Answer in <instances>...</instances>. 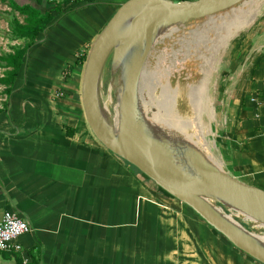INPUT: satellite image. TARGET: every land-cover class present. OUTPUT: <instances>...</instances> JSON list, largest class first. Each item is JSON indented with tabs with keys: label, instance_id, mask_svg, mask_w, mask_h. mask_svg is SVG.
Returning <instances> with one entry per match:
<instances>
[{
	"label": "crops",
	"instance_id": "crops-1",
	"mask_svg": "<svg viewBox=\"0 0 264 264\" xmlns=\"http://www.w3.org/2000/svg\"><path fill=\"white\" fill-rule=\"evenodd\" d=\"M13 1L54 15L28 49L0 112V218L12 210L29 222L21 243L34 264H262L90 128L85 62L126 0ZM263 2H249L248 12L258 16ZM252 57L215 160L264 188V47ZM23 255L0 251V264H19Z\"/></svg>",
	"mask_w": 264,
	"mask_h": 264
},
{
	"label": "water",
	"instance_id": "water-1",
	"mask_svg": "<svg viewBox=\"0 0 264 264\" xmlns=\"http://www.w3.org/2000/svg\"><path fill=\"white\" fill-rule=\"evenodd\" d=\"M247 0H126L93 42L84 66L82 102L96 137L169 194L191 207L235 247L264 264V240L233 211L264 227V188L234 177L188 140L161 136L141 107L140 80L166 29L209 18ZM164 30V31H163ZM111 60L118 126L103 105L101 80ZM121 86V89H120Z\"/></svg>",
	"mask_w": 264,
	"mask_h": 264
},
{
	"label": "rangeland",
	"instance_id": "rangeland-1",
	"mask_svg": "<svg viewBox=\"0 0 264 264\" xmlns=\"http://www.w3.org/2000/svg\"><path fill=\"white\" fill-rule=\"evenodd\" d=\"M253 1L255 0H249L235 8L238 12V18L235 21L234 32L229 38L226 47L221 50L216 67L212 68V72H210L209 69L207 70L209 73H207L206 83L202 81L204 79L203 72H198V75L193 69L188 70L187 68L182 67V64H178V61H169L170 59L167 60V58H161L159 55L158 57L164 60L161 61L162 63L160 64V62H158L159 60H156L157 57L154 58L153 56V58H151L152 61L149 67L152 69V72L149 84H147L152 88L151 92H155V95L147 90L145 82L144 89L141 91L143 108L150 119V116L155 117L153 122H155L154 124L156 126L167 128H170L173 124L181 126V129L189 132L194 140L197 139V142L205 152L216 160L221 156L219 145L225 138L227 124L230 122L231 114L232 112L234 113L235 110L234 99L243 82L246 81L247 76H250L251 66L255 61V57L252 56H254L257 50L264 47V2L262 3L263 7L261 8L259 15L256 16L250 14L247 10V4ZM24 20L25 15L15 10L10 5L9 0H0V56H6L13 53L17 48H22L27 44L28 40L20 38L15 31L16 23H24ZM204 21H201L200 23ZM251 23H253V25L249 29H244L246 25ZM189 26L191 25L183 28L180 27L179 30L182 32ZM193 27H196V23L193 24ZM175 29L176 28H172L167 32H171ZM170 42L171 40H167V44L162 43L159 47L163 49V51L169 52L171 51ZM175 47L177 48V45ZM179 65L180 68L174 69V67H178ZM204 65H207L206 61H203L202 66ZM11 69L12 68L7 66L6 61L1 60L0 79L8 75L7 73ZM163 70H168L169 73H167V79H169V85H174L173 87L176 88L175 101H177V107L173 104L169 105V107L177 108V111L181 113V122L177 118L169 116L167 109L169 107L164 104L168 101V91L165 90L167 80H165L164 83L161 82L163 84L156 87V84L158 83H156L154 76L156 77L157 75L159 76V81L162 80V78L160 79V74ZM111 78L112 69L111 60L109 59L102 75L101 94H109ZM199 85H204L202 87V92H200V89L198 88ZM154 86L156 88L155 91L153 89ZM6 87L7 85L5 83L0 82V110L4 109L9 103L8 94L5 92ZM112 97L113 102L111 103L110 108L114 113L115 106L118 103L117 95L114 90H112ZM152 98H155L158 103L164 104V106H162L163 111L161 112V120L156 118L157 116L154 111L150 109L152 107L150 102L155 101L152 100ZM196 108L198 109V112L195 115L193 112ZM168 119L174 121V123H170ZM226 211L233 214L235 219L249 230H254L253 232L264 236V227L258 226L254 221L242 214L236 213L235 215V212L233 211L227 209Z\"/></svg>",
	"mask_w": 264,
	"mask_h": 264
},
{
	"label": "bare ground",
	"instance_id": "bare-ground-1",
	"mask_svg": "<svg viewBox=\"0 0 264 264\" xmlns=\"http://www.w3.org/2000/svg\"><path fill=\"white\" fill-rule=\"evenodd\" d=\"M247 1H249V0H247ZM239 5L240 4L234 6L233 7L234 9L229 8L228 10L222 11L220 14H217V15L209 17V18H202V19H198V20H194V21L192 20L187 24L174 26L172 28H176V29L171 31V32H167V31L172 29V28L166 29L165 31L163 30L165 33L161 34L162 36L156 41L155 45L153 46L152 51H151L145 65H144L141 80H140V100H141L142 110L144 111V113L147 116L150 123L156 128L157 132L161 136H165L166 138L169 136V138H172L174 140H188L189 142H191V144L197 146L198 148H200L201 150H203L205 152V150L197 142V139L194 140L192 138V135L189 134V132H187L184 129H181V126H176L173 124L174 121H172L173 119L171 117L177 118L181 122V113L179 111H177V108H176L177 107V101H175V94H176L175 89L176 88L173 87L174 85L173 86L169 85V81H168L169 79H167V73H169V72H168V70L164 71L165 68H164L163 72H161L162 75L160 74V79L162 78V80L159 81V76H157V75H156V77L154 76V78L156 79V83H158V84H156V87L160 84H163L164 81L167 80L166 85H165V90L168 91V94H167V98H168L167 100L168 101H166V103H164V104L167 107H169V105H171V104L176 106L174 108H171V107L167 108L169 116H171L169 118L172 119V120H170V119H168V120L173 125L170 127L169 126L170 124H169L168 126L170 128L162 127V126H156L154 124L155 122H153V119L155 117L150 116L151 117V119H150L149 116L147 115V113L145 112L143 105H142V99H141L142 93H141V91H142V89H144V82L146 83V85L149 84V79L151 77V72H152V69H150V67H149V65L151 64V61H152L151 58H153V56H154V58L157 57L156 60L158 59L159 60L158 62H160V64L162 63L161 61L164 60L161 58H167V60L170 59L169 61H172V60H173V62L178 61V64L179 63L182 64L181 65L182 67L187 68L188 70L193 69L194 71L197 72V74H198V72H203L204 73V79L202 81L204 83H206L207 82V73H209V72H207V70L209 69V71L212 72V68L216 67V63H217V60L219 58V54H220L221 50L226 47V45L229 41V38L232 36V34L234 32L235 21L238 18L237 17L238 12H237V9H235V8ZM201 21H204V22L200 23ZM194 23H196V27H193ZM188 25H191V26L184 29L182 32L179 30L180 27L183 28V27L188 26ZM177 29H178V31H177ZM167 40H171V42H170L171 51H169V52L163 51V49H161L159 47L162 43L167 44ZM176 45H177V48L175 47ZM159 55L161 58L158 57ZM203 61H206L207 65H209V66H207V65L202 66ZM177 68H180V65L178 67H174V69H177ZM116 77H117V74H114V76L112 78L113 83L116 81L115 80ZM157 77H158V79H157ZM161 82H163V83H161ZM187 82H185V83H187ZM185 86H186V84H185ZM203 86L204 85L198 86V88L200 89V92H202ZM120 89H121V86H120ZM151 89L152 88H150L147 85V90L151 94H154L155 92L154 93L151 92ZM153 89H154V91L156 90L155 86ZM109 90L110 91H109L108 95L102 94L103 105L105 107V111H106L107 115L112 117L113 121H114L113 123L115 124V126H118L120 93L118 96V103L115 106V112L113 113V111L110 108V105L113 102V97H112L113 88H112V86ZM152 100H155V101L154 102L151 101L152 103L150 102V104L152 106L150 109L154 111L155 115L157 116L156 118L161 120L162 119L161 118V112L163 111L162 106H164V104L158 103L155 98H152ZM197 110H198L197 108L194 109L193 113H195V115L198 112ZM155 120H157V119H155ZM205 153L207 154V152H205ZM208 156L211 159H213L215 162H217L212 156H210V155H208ZM228 216L232 217L233 214H230ZM260 237L264 240L263 235H261Z\"/></svg>",
	"mask_w": 264,
	"mask_h": 264
},
{
	"label": "trees",
	"instance_id": "trees-1",
	"mask_svg": "<svg viewBox=\"0 0 264 264\" xmlns=\"http://www.w3.org/2000/svg\"><path fill=\"white\" fill-rule=\"evenodd\" d=\"M11 6L21 14L25 15L24 23L17 22L15 31L20 38H26L28 42L24 47L17 48L13 53L6 56H0V61H6L7 66L12 68L7 73L8 75L0 79V82L7 85L5 92L8 94V97H11L15 90L14 86L17 74L21 66L25 64V56L28 49L35 42L37 35L44 32L54 19V15H52L49 11L45 14H41L38 9L31 8L29 6H20L13 0H11ZM19 264H22L21 259L19 260Z\"/></svg>",
	"mask_w": 264,
	"mask_h": 264
},
{
	"label": "built area",
	"instance_id": "built-area-1",
	"mask_svg": "<svg viewBox=\"0 0 264 264\" xmlns=\"http://www.w3.org/2000/svg\"><path fill=\"white\" fill-rule=\"evenodd\" d=\"M61 2L62 0H51ZM79 2H91L93 0H78ZM69 6L66 3L63 7ZM59 95H63L60 93ZM236 215V213H234ZM29 222L12 210H5L0 218V251L4 252H22V264H34L33 259L24 253V246L21 243V237L30 232Z\"/></svg>",
	"mask_w": 264,
	"mask_h": 264
}]
</instances>
